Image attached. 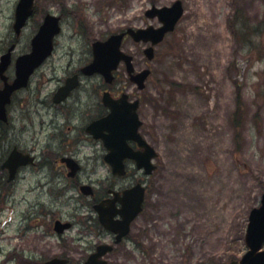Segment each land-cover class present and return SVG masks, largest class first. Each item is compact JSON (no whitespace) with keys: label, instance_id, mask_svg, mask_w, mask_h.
I'll return each instance as SVG.
<instances>
[{"label":"rangeland","instance_id":"obj_1","mask_svg":"<svg viewBox=\"0 0 264 264\" xmlns=\"http://www.w3.org/2000/svg\"><path fill=\"white\" fill-rule=\"evenodd\" d=\"M174 1L35 0L33 15L16 37L12 25L18 0H0V55L12 43L13 56L28 52L43 17L61 18L53 55L14 97L10 124L0 127V132L12 130L0 135V162L13 146L42 150L49 117L38 99L51 95L68 73L89 63L93 41L128 27H156L157 21L147 19L145 11ZM180 1L184 15L155 47L152 62L143 55L145 45L130 39L122 44L136 69H151L140 110L141 132L158 158L151 175L136 173L148 188L145 209L135 221L144 231L138 236L141 250L130 247L124 262L110 264L238 261L247 251L250 211L260 206L264 193V0ZM119 76L127 81L123 70ZM123 81L119 85L136 96V88ZM82 86L99 92L103 82L83 78ZM24 97L30 100L23 102ZM102 156L91 149L78 156L92 172L89 179L99 182L96 187L105 185L108 176ZM24 173L16 185L17 204L0 199V264L15 252V245L27 243L31 249L33 240L47 245L43 255L57 253L55 237L42 236L39 223L27 231L22 227L20 218L34 197L28 191L39 177L30 169ZM62 187L61 198L66 199L50 211L63 220L73 214L79 218L82 209L70 197L81 196ZM2 188L11 192L5 184ZM48 213L40 221L52 220Z\"/></svg>","mask_w":264,"mask_h":264},{"label":"flooded vegetation","instance_id":"obj_2","mask_svg":"<svg viewBox=\"0 0 264 264\" xmlns=\"http://www.w3.org/2000/svg\"><path fill=\"white\" fill-rule=\"evenodd\" d=\"M14 63L15 56L3 78L0 76V89L4 87L6 82L11 83L13 81ZM83 68L84 66L79 70L68 73V76L65 77L51 95L49 94L44 99H38L37 105L42 106L45 114L49 117L46 126H43L46 130V140L42 150L37 152L33 148L27 150L17 146L11 148H16L21 154L30 156L33 159V163L18 168L12 180L9 181L10 173L7 169L1 168V163L7 158L10 151L5 159L0 162V199L5 202L13 200V205L17 204L15 197L19 191L16 185L19 183L18 180L23 177L22 174H25L24 171L30 169L31 171H36V174L39 175V177H36L34 187L28 191L29 195L34 194L33 200L29 201V203L22 200L28 203L30 207L22 214L20 220L23 224L22 227L24 226L23 228L26 231L27 229L38 227L39 223L43 227L42 236L55 237L57 253L51 256L43 255L42 251L48 252V248L47 245L39 240H37V244L33 243L34 240L32 241L30 244L31 249L27 247V243H18L15 245V252L10 253L3 264H44L53 259L64 261V264H84L88 257L96 253L101 246L110 248L105 256L107 264H110V262L114 263L119 260L124 262L127 257L125 255L127 254L126 251L130 250V247L141 250L138 236L140 233L144 234V231H140L138 227H135V221L139 216L129 225L128 233L121 238L118 237L122 231L124 201L129 196L135 199L139 195V188L133 192L137 185H142L145 195L148 192L146 184L136 175V173H141L142 176L144 174L135 167L134 162L129 160L124 161L125 171L123 175L113 174L112 168L104 162L108 151L101 140L94 138L97 137L96 135L108 136V130L100 129V127L96 126L93 132H88V128L92 123L111 113V109L103 103L104 95L107 96L111 103H116L118 106H121L122 100L124 104L136 101L138 103L136 114L142 120L140 110L144 101V90L137 91V95L134 96L126 90V87L119 85L120 81H123L122 77L119 76V72L125 69L123 64L119 66L120 69L118 68L114 72L111 84H105L101 76L98 75L84 76L82 74ZM11 70L12 73L9 74ZM92 77H98L103 82L99 92L82 86L83 78L90 79ZM126 79L127 81H123L124 83L129 82L128 77ZM69 80H72L70 81L71 84L77 82L78 85L69 92L64 100L57 103L55 101L56 91ZM25 90L26 88L18 90L11 95V100L5 107L6 122H0V127L10 124V107L16 98L15 96ZM27 99L29 98L24 97L23 102L27 101ZM119 110L121 109L119 108ZM11 132L12 130L6 132L1 129L0 135L4 133H9L10 135ZM128 144L133 151H141L137 143L130 141ZM83 149H91L95 154H103L102 159L108 173V176L104 179L105 185L96 187L99 182L93 183L89 179V175L92 172H90L88 167L82 166L81 160L78 158ZM86 162L90 163L88 157ZM85 176H87L88 180L84 179ZM62 183L64 184L63 187L61 186ZM4 184L9 186L11 192L5 193L2 191ZM83 186L91 187L92 193L90 196L83 194L84 191L81 190ZM61 187L68 189L70 193L77 191L79 196H81L79 200L74 197L75 195L70 197V200H74V202L79 204V209H82L79 218H74L76 214H73L71 219L63 220L57 217L53 211H50L52 206L55 207L61 203ZM130 191H132V194L129 193ZM24 199L26 198L24 197ZM65 199H62V201H65ZM96 207H100V210H103L106 216L110 215L114 229H116L115 233L103 227ZM144 208L145 203L143 205ZM48 212H51L52 220L40 221V218L44 215H49ZM56 222L67 223L68 228L61 230L60 226H56ZM22 235H24L22 232L18 233V236ZM38 243H41V247L37 246ZM32 251H35V254L39 256H32L34 254Z\"/></svg>","mask_w":264,"mask_h":264},{"label":"water","instance_id":"obj_3","mask_svg":"<svg viewBox=\"0 0 264 264\" xmlns=\"http://www.w3.org/2000/svg\"><path fill=\"white\" fill-rule=\"evenodd\" d=\"M33 0H20L17 4L15 11V22L13 29L18 35L26 23L28 17L32 14ZM183 9L180 1L175 2L171 7L156 8L152 7L146 12V16L150 19L158 18L162 24L160 28H153L152 26L146 29L132 30L129 29L126 33L113 35L105 42H95L92 45L93 62L83 69V73L91 75L94 73H100L104 76L106 81L111 80V72L115 70L118 64L123 61L126 64L127 72L132 82H134L138 88H144V82L148 78L150 72L148 70L133 75L132 57L120 52V46L125 34L132 37L135 42H150L151 47L147 48L144 53L148 60H152L154 57L153 46L163 41L164 36L174 30V27L180 17L182 16ZM60 31L59 18L47 15L44 18L43 24L40 26L37 34L32 39V49L27 55L19 57L16 61V78L12 85H6L5 88L0 91V118L5 119L4 105L8 103L11 93L27 85L29 77L34 70L38 68L43 61L51 55L53 49V39ZM13 50V46L8 52L1 57L0 62V75L6 70L10 62V53ZM72 81V80H70ZM68 81L67 85L59 90L58 98H64L68 92L77 84ZM61 100V99H59ZM58 100V101H59ZM105 103L107 101H104ZM111 114L106 118L101 119L93 123L88 131L93 132L95 126L100 129H106L109 131V136L104 137L96 135V139L100 138L104 141L107 149L110 153L105 157V160L111 165L113 173L122 174L123 164L122 161L125 158L134 160L137 163L138 168H144L146 174H150L154 167L151 165L150 160L156 155L152 148L140 138L137 130L140 126V122L137 120V116L134 112L136 104L131 107L128 114L120 115L115 105H110ZM132 139L140 143L145 150L144 152H132L126 145V141ZM33 161L32 158L24 156L13 149L8 159L1 165V168H8L10 177L13 178L17 168L22 165H26ZM87 189V188H86ZM141 193V192H140ZM143 195L140 194L137 199L131 201L125 209V222L124 231L125 234L128 230L130 221L140 212ZM102 222L108 229H111V225L107 219L102 218ZM107 223V224H106ZM63 228H66L63 226ZM245 244L248 248L247 253L242 257L238 264H264V250L261 251L264 244V194L261 198V204L259 208H255L250 212L249 223L245 235ZM106 253V248H99L98 253L92 255L85 264H105L103 261L98 260ZM61 264L60 261L53 260L47 264ZM230 264H236L235 262Z\"/></svg>","mask_w":264,"mask_h":264},{"label":"bare ground","instance_id":"obj_4","mask_svg":"<svg viewBox=\"0 0 264 264\" xmlns=\"http://www.w3.org/2000/svg\"><path fill=\"white\" fill-rule=\"evenodd\" d=\"M2 140H4V137L3 136L1 137L0 141H2ZM193 192H195L194 189H193ZM37 246H40L41 247V243H38Z\"/></svg>","mask_w":264,"mask_h":264}]
</instances>
